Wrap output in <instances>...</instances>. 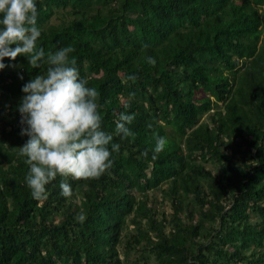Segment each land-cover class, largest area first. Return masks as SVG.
Here are the masks:
<instances>
[{"label":"trees","instance_id":"16d2710c","mask_svg":"<svg viewBox=\"0 0 264 264\" xmlns=\"http://www.w3.org/2000/svg\"><path fill=\"white\" fill-rule=\"evenodd\" d=\"M37 8L38 46L75 48L81 77L100 92L102 129L121 147L110 174L67 178L73 197L58 176L46 201L33 199L17 109L47 65L6 58L16 67L0 71V264H264V0ZM122 112L135 116L127 139L115 135ZM155 134L168 144L153 159Z\"/></svg>","mask_w":264,"mask_h":264},{"label":"clouds","instance_id":"9594fccd","mask_svg":"<svg viewBox=\"0 0 264 264\" xmlns=\"http://www.w3.org/2000/svg\"><path fill=\"white\" fill-rule=\"evenodd\" d=\"M37 18V0H0V71L16 67L6 65L4 60L15 61L19 56L27 57L32 69L47 65L43 74L23 86L25 95L17 109L21 115L20 134L29 138L18 148V155L26 158L29 167L26 185L32 198L42 202L48 199L46 186L58 176L64 178L61 195L71 198L74 192L67 178L90 181L110 174L115 163L113 153L118 154L121 146L113 142L112 133L102 129L100 92L81 77L72 55L75 48L69 45L46 53L38 46L42 31ZM147 62L156 64L153 57ZM128 79L135 82L136 77L130 75ZM134 119V114L120 113L115 135L121 139L134 136L129 127ZM154 139L152 158L156 159L168 140L158 134ZM76 218L80 222L86 219L83 210Z\"/></svg>","mask_w":264,"mask_h":264},{"label":"rangeland","instance_id":"374dc122","mask_svg":"<svg viewBox=\"0 0 264 264\" xmlns=\"http://www.w3.org/2000/svg\"><path fill=\"white\" fill-rule=\"evenodd\" d=\"M231 148H232L231 144L227 143L228 152L231 150ZM207 167L209 169H213V170L217 168V166L215 164H213V163L207 165ZM158 201L161 202V197L160 196H158ZM156 207L158 208L159 211H162V209L160 208V207H162L161 205L159 207L158 206H156ZM164 211L166 213V219L169 220V216L171 214V210L169 209V205L168 204H165ZM169 230H170V227H167V231L166 232L169 233Z\"/></svg>","mask_w":264,"mask_h":264}]
</instances>
